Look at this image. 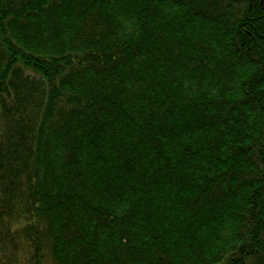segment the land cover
I'll return each mask as SVG.
<instances>
[{"label": "trees", "instance_id": "obj_1", "mask_svg": "<svg viewBox=\"0 0 264 264\" xmlns=\"http://www.w3.org/2000/svg\"><path fill=\"white\" fill-rule=\"evenodd\" d=\"M0 264H264V0H0Z\"/></svg>", "mask_w": 264, "mask_h": 264}]
</instances>
